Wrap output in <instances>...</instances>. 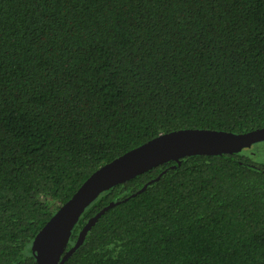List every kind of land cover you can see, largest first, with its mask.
Wrapping results in <instances>:
<instances>
[{
    "label": "trees",
    "instance_id": "16d2710c",
    "mask_svg": "<svg viewBox=\"0 0 264 264\" xmlns=\"http://www.w3.org/2000/svg\"><path fill=\"white\" fill-rule=\"evenodd\" d=\"M260 128L264 0H0V264H35L58 207L131 149ZM111 203L64 264H264V142L111 187L66 250Z\"/></svg>",
    "mask_w": 264,
    "mask_h": 264
},
{
    "label": "water",
    "instance_id": "95a60500",
    "mask_svg": "<svg viewBox=\"0 0 264 264\" xmlns=\"http://www.w3.org/2000/svg\"><path fill=\"white\" fill-rule=\"evenodd\" d=\"M264 142V128L242 134L215 130L184 129L159 135L99 167L50 217L31 243L35 264H64L79 247L95 219L115 206L99 211L79 232L74 245L66 250L70 232L88 205L99 194L159 165L178 162L188 156H223ZM157 179L151 181L153 183ZM149 183V184H150ZM144 185L141 190H145ZM134 196V195H132ZM118 204V203H116Z\"/></svg>",
    "mask_w": 264,
    "mask_h": 264
}]
</instances>
